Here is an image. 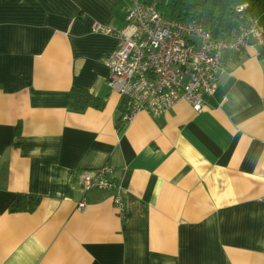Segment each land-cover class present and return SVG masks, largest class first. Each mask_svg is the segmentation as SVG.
I'll return each mask as SVG.
<instances>
[{
	"label": "crops",
	"instance_id": "obj_1",
	"mask_svg": "<svg viewBox=\"0 0 264 264\" xmlns=\"http://www.w3.org/2000/svg\"><path fill=\"white\" fill-rule=\"evenodd\" d=\"M129 3L0 0V264H264V12L263 41L224 55L200 111L180 100L123 125L107 86L119 39L92 28H122ZM72 86L104 106L68 108ZM104 165L121 217L78 182ZM17 193L38 207L9 212Z\"/></svg>",
	"mask_w": 264,
	"mask_h": 264
},
{
	"label": "built area",
	"instance_id": "obj_2",
	"mask_svg": "<svg viewBox=\"0 0 264 264\" xmlns=\"http://www.w3.org/2000/svg\"><path fill=\"white\" fill-rule=\"evenodd\" d=\"M246 7L236 6L238 23L230 24L228 32L217 37L196 20L170 18L141 0H130L122 28L94 24V32L119 39L108 62L107 86L123 99V125L139 111L158 118L180 100L200 111L204 98L214 93L227 70L224 55L263 41L258 15L245 14ZM78 182L83 192L110 190L116 213L120 217L124 214L123 191L108 165L82 172ZM85 206L82 197L77 208Z\"/></svg>",
	"mask_w": 264,
	"mask_h": 264
},
{
	"label": "trees",
	"instance_id": "obj_3",
	"mask_svg": "<svg viewBox=\"0 0 264 264\" xmlns=\"http://www.w3.org/2000/svg\"><path fill=\"white\" fill-rule=\"evenodd\" d=\"M154 7L170 18L181 21L196 20L204 28L210 30L215 37L228 32L233 20H237L239 13L235 8L247 4L245 14H261L264 12V0H203L201 3H190L187 0H141ZM104 99L89 93L86 89L72 86L68 93L67 106L76 112H82L88 107L101 109ZM121 119V117H120ZM119 121L118 129H122ZM40 198L33 194L17 193L8 203V210L12 213L33 212L39 205Z\"/></svg>",
	"mask_w": 264,
	"mask_h": 264
},
{
	"label": "rangeland",
	"instance_id": "obj_4",
	"mask_svg": "<svg viewBox=\"0 0 264 264\" xmlns=\"http://www.w3.org/2000/svg\"><path fill=\"white\" fill-rule=\"evenodd\" d=\"M187 1L190 3H201L203 0H187ZM257 15H259V14H257ZM233 22H237V20H233Z\"/></svg>",
	"mask_w": 264,
	"mask_h": 264
}]
</instances>
